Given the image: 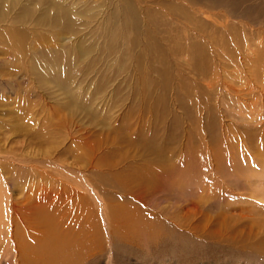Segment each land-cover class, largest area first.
Returning a JSON list of instances; mask_svg holds the SVG:
<instances>
[{
    "label": "rangeland",
    "instance_id": "obj_1",
    "mask_svg": "<svg viewBox=\"0 0 264 264\" xmlns=\"http://www.w3.org/2000/svg\"><path fill=\"white\" fill-rule=\"evenodd\" d=\"M7 1L0 264H264V0Z\"/></svg>",
    "mask_w": 264,
    "mask_h": 264
},
{
    "label": "bare ground",
    "instance_id": "obj_2",
    "mask_svg": "<svg viewBox=\"0 0 264 264\" xmlns=\"http://www.w3.org/2000/svg\"><path fill=\"white\" fill-rule=\"evenodd\" d=\"M18 0H15V2H17ZM27 1V0H26ZM46 2H47V5L49 4V2L46 0ZM54 9H55V11L57 12L55 15H54V18H57V19H55L54 20V23L55 24H59L60 23V19H59V14H62V13H60V8H58L56 5L53 7ZM9 9V5H8V1L7 0H0V20H1V18L2 17H6V11H11L10 9ZM29 9H30V3H29V0L27 1V3H25V7H24V11H26V12H28L29 11ZM8 16V15H7ZM44 17H46V18H48L46 15H44ZM7 18V17H6ZM18 18L20 19H22V17L21 16H18ZM18 18H16V20L18 19ZM15 20V22H17ZM2 21V20H1ZM4 21V20H3ZM19 21V20H18ZM40 21H44V19L43 18H41V20ZM39 22V21H38ZM42 23V22H41ZM45 23V22H44ZM63 27L65 28V29H69L70 28V26H69V24H65V25H63ZM63 239H67V238H63ZM51 243L53 244V245H55V244H59V243H61V244H59V245H62L63 247H69V245H68V243L66 242V241H64V240H62V239H52V241H51ZM81 243H79L78 245H80ZM59 253H62V251H61V249H60V252H58V253H55V255H57V254H59ZM32 262H34L33 260H31ZM30 261V262H31Z\"/></svg>",
    "mask_w": 264,
    "mask_h": 264
}]
</instances>
